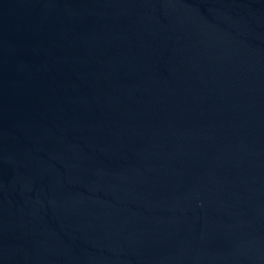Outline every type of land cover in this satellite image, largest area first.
Returning <instances> with one entry per match:
<instances>
[{
  "label": "water",
  "instance_id": "obj_1",
  "mask_svg": "<svg viewBox=\"0 0 264 264\" xmlns=\"http://www.w3.org/2000/svg\"><path fill=\"white\" fill-rule=\"evenodd\" d=\"M0 264H264V0H0Z\"/></svg>",
  "mask_w": 264,
  "mask_h": 264
}]
</instances>
